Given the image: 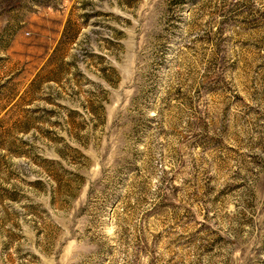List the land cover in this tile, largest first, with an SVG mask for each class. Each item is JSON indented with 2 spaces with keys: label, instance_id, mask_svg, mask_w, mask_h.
Returning <instances> with one entry per match:
<instances>
[{
  "label": "rangeland",
  "instance_id": "374dc122",
  "mask_svg": "<svg viewBox=\"0 0 264 264\" xmlns=\"http://www.w3.org/2000/svg\"><path fill=\"white\" fill-rule=\"evenodd\" d=\"M0 264H264V0H0Z\"/></svg>",
  "mask_w": 264,
  "mask_h": 264
}]
</instances>
